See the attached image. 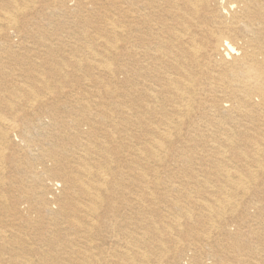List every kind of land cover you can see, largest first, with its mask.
I'll return each mask as SVG.
<instances>
[{"label": "bare ground", "instance_id": "6f19581e", "mask_svg": "<svg viewBox=\"0 0 264 264\" xmlns=\"http://www.w3.org/2000/svg\"><path fill=\"white\" fill-rule=\"evenodd\" d=\"M0 264H264V0H0Z\"/></svg>", "mask_w": 264, "mask_h": 264}]
</instances>
